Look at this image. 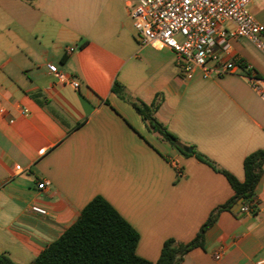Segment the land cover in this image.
Instances as JSON below:
<instances>
[{"label":"crops","instance_id":"0c3cea01","mask_svg":"<svg viewBox=\"0 0 264 264\" xmlns=\"http://www.w3.org/2000/svg\"><path fill=\"white\" fill-rule=\"evenodd\" d=\"M249 10L264 26V0ZM129 11L124 0H0V256L15 264H31L95 196L136 231V255L155 264L165 240L191 241L233 194L196 155L241 182L244 158L264 150V52L231 40L220 57L244 69L208 79L195 70L187 80L174 52L139 44ZM114 82L157 101L155 118L183 151L151 133ZM254 194V214L220 212L180 264L264 259V166Z\"/></svg>","mask_w":264,"mask_h":264},{"label":"trees","instance_id":"16d2710c","mask_svg":"<svg viewBox=\"0 0 264 264\" xmlns=\"http://www.w3.org/2000/svg\"><path fill=\"white\" fill-rule=\"evenodd\" d=\"M241 68L244 69L242 64ZM248 73L246 71V74ZM111 90L131 105L151 133L183 151V146L176 137L155 118V110L159 104L157 101L146 105L138 98L126 94L117 82L113 83ZM196 156L225 176L233 194L225 203L211 211L191 241L179 243L174 239L165 240L155 264H180L191 249L203 247L204 234L215 223L218 214L222 211L232 212V207L239 200H242L243 207L249 208L250 213H255L254 191L263 172L264 150H256L244 158V179L241 182L229 173L217 169L201 156ZM241 214L243 212L240 210L235 212V215ZM137 241L136 231L108 202L100 196H95L80 211L76 221L42 250L31 264H152L136 255ZM0 264L15 263L6 256H0Z\"/></svg>","mask_w":264,"mask_h":264},{"label":"built area","instance_id":"2783aa9c","mask_svg":"<svg viewBox=\"0 0 264 264\" xmlns=\"http://www.w3.org/2000/svg\"><path fill=\"white\" fill-rule=\"evenodd\" d=\"M129 8L133 29L140 45L154 49L166 48L177 56L178 67L184 79H191L195 70L203 79L235 73L242 70L237 61H224L231 40L247 39L255 48L264 52L262 36L264 26L258 23L249 10L252 0H124ZM73 48L66 51L71 52ZM48 71L58 79L62 75L56 65L47 64ZM251 86L261 90L260 82L245 75ZM76 89V81H70ZM264 101V91L261 92ZM5 109L0 106V114ZM21 113L27 110L21 108ZM19 169V167H16ZM46 183L37 184L44 189ZM30 210L45 215V210L32 206ZM250 213L248 207L239 209ZM216 255L215 259H219ZM264 264V259L258 261Z\"/></svg>","mask_w":264,"mask_h":264},{"label":"water","instance_id":"95a60500","mask_svg":"<svg viewBox=\"0 0 264 264\" xmlns=\"http://www.w3.org/2000/svg\"><path fill=\"white\" fill-rule=\"evenodd\" d=\"M188 152H191L190 149L187 150ZM242 207V200H239L233 207L232 212H237Z\"/></svg>","mask_w":264,"mask_h":264}]
</instances>
